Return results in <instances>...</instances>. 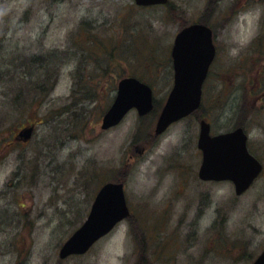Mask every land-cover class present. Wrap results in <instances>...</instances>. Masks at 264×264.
Masks as SVG:
<instances>
[{
  "label": "rangeland",
  "instance_id": "374dc122",
  "mask_svg": "<svg viewBox=\"0 0 264 264\" xmlns=\"http://www.w3.org/2000/svg\"><path fill=\"white\" fill-rule=\"evenodd\" d=\"M171 3L0 0V264H252L264 249V172L243 195L231 181L198 177L202 118L214 134L244 126L264 164V0ZM196 21L212 26L217 47L204 107L156 136L176 33ZM130 30L142 33L140 48L126 44ZM32 63V80L53 74V87L29 106L14 90L29 87L17 80ZM128 75L152 85L157 109L145 119L134 109L101 130ZM33 122L28 143L10 144ZM108 181L124 182L132 215L86 254L61 259Z\"/></svg>",
  "mask_w": 264,
  "mask_h": 264
},
{
  "label": "water",
  "instance_id": "95a60500",
  "mask_svg": "<svg viewBox=\"0 0 264 264\" xmlns=\"http://www.w3.org/2000/svg\"><path fill=\"white\" fill-rule=\"evenodd\" d=\"M138 5L166 4L169 0H135ZM174 65V86L156 123L155 133H163L172 123L194 112L202 102L203 84L216 55L213 30L195 23L181 29L171 52ZM136 108L140 115L154 108L152 87L136 77H124L118 83L114 102L105 113L101 129L121 123ZM36 125L21 129L17 139L29 141ZM243 128L211 135V126L201 123L199 147L203 162L199 177L203 180L234 182L237 195L247 191L263 171V164L253 156ZM131 215L124 182H108L99 190L84 223L63 243L60 258L87 252L99 239L110 233ZM252 264H264V250Z\"/></svg>",
  "mask_w": 264,
  "mask_h": 264
},
{
  "label": "trees",
  "instance_id": "16d2710c",
  "mask_svg": "<svg viewBox=\"0 0 264 264\" xmlns=\"http://www.w3.org/2000/svg\"><path fill=\"white\" fill-rule=\"evenodd\" d=\"M172 5V3L170 2L169 4H167V6L168 7H170ZM184 24V23H183ZM130 32L132 33L131 34V37H130V40H131V42H129L128 43V41H126V44H134V46L136 47V48H140L139 47V45H137V43L135 42V39L136 38H141V35H142V33H139V32H136V31H132V30H130ZM143 38V37H142ZM143 40L145 41V39L143 38ZM147 43V41H145V44ZM116 47H117V49L119 48V45H115ZM148 50H150L149 52H150V54H151V52L153 51V45L152 44H150L149 43V41H148ZM120 50V49H119ZM119 52H121V51H119ZM52 53V52H51ZM136 54L137 55H139V60L140 61H142V60H144V58H146V59H150V54H147V55H144V53H142L141 51H140V49H138L137 50V52H136ZM69 55H71V53H69ZM117 55H119L118 53H117ZM48 57L51 59V60H53L54 58H56L57 57V55H56V53L54 54V58H53V56H52V54H50V55H48ZM52 57V58H51ZM58 58V57H57ZM115 58H116V56H115ZM149 61V60H148ZM99 67H102L101 65L99 66ZM106 69L107 67H102V68H99V70H102V69ZM56 69V68H55ZM48 70H50V68L48 69ZM47 70V71H48ZM79 70H81V63H79V69H78V72H80ZM37 65H35L34 63H32L31 64V66H30V68H28V69H26V70H23L22 72H21V78H20V80H17V81H19V82H21V84L22 85H26V86H29V87H27L26 88V91H25V87L24 86H22V88H19V89H15L14 91H15V100L17 99V98H22V96H23V99H26V100H24L25 102H27L28 100H33V101H29L28 103H29V106L30 105H32L31 103H35V101H36V97H38L37 96V93L39 92V91H45L46 89H50V88H52L53 87V80L51 79V77H52V75H48V77H47V79L45 80V79H41L40 78V80H38V81H34V80H32V77L33 76H37ZM46 72V71H45ZM77 72V73H78ZM30 78V80L29 81H25L26 82V84H24L25 82H22L23 80H28L29 78ZM90 77H92L93 78V76H90ZM39 79V78H38ZM79 79H81V75H80V78ZM41 81H43L44 82V85H43V88L44 89H40V88H38L37 87V83H40ZM95 84L96 85H98L99 84V82H98V80L97 81H95ZM27 92V93H26ZM35 94H36V96H35ZM31 95H34L33 97H31ZM11 100H13V99H11ZM43 104V103H42ZM41 104V105H42ZM15 109V111H19L20 109H19V103L18 102H15V104H14V106H13ZM157 109V108H156ZM14 139H15V137H14ZM12 143V142H11ZM10 143V144H11ZM143 249V246L141 245V248H140V250H142ZM142 256V255H141Z\"/></svg>",
  "mask_w": 264,
  "mask_h": 264
},
{
  "label": "flooded vegetation",
  "instance_id": "af4514ba",
  "mask_svg": "<svg viewBox=\"0 0 264 264\" xmlns=\"http://www.w3.org/2000/svg\"><path fill=\"white\" fill-rule=\"evenodd\" d=\"M211 68H212V66H211ZM210 72H211V69H210ZM210 72H209V74H210ZM209 74H208V76H209ZM208 78V77H207ZM205 83H206V81H205ZM203 107H204V104H202V106H201V108L199 109V110H202L203 109ZM199 111H197V112H195V113H193V114H191L190 116H196V115H198L197 113H198ZM204 120H206L207 122H209V123H211V121L210 120H208L207 118H202L201 120H200V125H201V123H202V121H204ZM211 125H212V123H211ZM171 127V126H170ZM169 127V128H170ZM110 130V129H109ZM16 143H20V144H25V142H23V141H21V140H15L14 142H12L11 144H16ZM143 152H145V150H142V153ZM141 153V152H140Z\"/></svg>",
  "mask_w": 264,
  "mask_h": 264
}]
</instances>
